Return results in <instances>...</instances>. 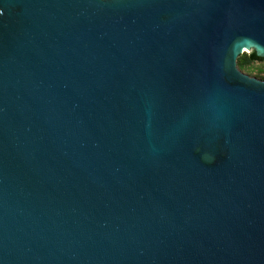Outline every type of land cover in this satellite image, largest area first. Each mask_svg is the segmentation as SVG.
Segmentation results:
<instances>
[{"label": "water", "instance_id": "water-1", "mask_svg": "<svg viewBox=\"0 0 264 264\" xmlns=\"http://www.w3.org/2000/svg\"><path fill=\"white\" fill-rule=\"evenodd\" d=\"M264 0H0V264H264Z\"/></svg>", "mask_w": 264, "mask_h": 264}, {"label": "rangeland", "instance_id": "rangeland-1", "mask_svg": "<svg viewBox=\"0 0 264 264\" xmlns=\"http://www.w3.org/2000/svg\"><path fill=\"white\" fill-rule=\"evenodd\" d=\"M248 52H244L243 54ZM248 69H241L243 72L250 76L264 80V59L251 61L248 65Z\"/></svg>", "mask_w": 264, "mask_h": 264}, {"label": "trees", "instance_id": "trees-1", "mask_svg": "<svg viewBox=\"0 0 264 264\" xmlns=\"http://www.w3.org/2000/svg\"><path fill=\"white\" fill-rule=\"evenodd\" d=\"M263 58L258 57L253 51L245 54H240L237 58V65L240 69H248V64L254 60H262Z\"/></svg>", "mask_w": 264, "mask_h": 264}]
</instances>
